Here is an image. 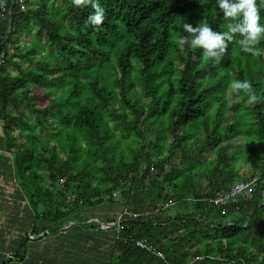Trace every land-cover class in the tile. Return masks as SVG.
<instances>
[{
	"label": "trees",
	"instance_id": "16d2710c",
	"mask_svg": "<svg viewBox=\"0 0 264 264\" xmlns=\"http://www.w3.org/2000/svg\"><path fill=\"white\" fill-rule=\"evenodd\" d=\"M99 2L106 19L93 25L91 2L0 0V178L30 218L1 241L0 264H24L27 242L51 248L66 228L77 244L109 236L107 258L79 245L41 264H264V40L253 55L237 33L217 63L179 43L185 22H236L216 0ZM252 178L249 196L214 203ZM109 206L111 217L96 215ZM141 237L162 257L133 246Z\"/></svg>",
	"mask_w": 264,
	"mask_h": 264
},
{
	"label": "clouds",
	"instance_id": "9594fccd",
	"mask_svg": "<svg viewBox=\"0 0 264 264\" xmlns=\"http://www.w3.org/2000/svg\"><path fill=\"white\" fill-rule=\"evenodd\" d=\"M90 2L95 11L88 19L93 25H101L106 15L99 0H73L77 6ZM216 4L223 16L233 18L236 22H230L227 31H218L208 23L193 26L192 23L185 22L183 28L189 35L181 36L179 43L202 48L205 57L214 58V62L218 63L226 52L228 43L239 33L243 37L239 40L241 50L259 55L261 50L255 46L264 40V23H261L260 4L257 0H216ZM230 87L238 93L242 90L247 95L249 104L254 105L261 101V95L255 91L250 80L234 79L230 82Z\"/></svg>",
	"mask_w": 264,
	"mask_h": 264
},
{
	"label": "rangeland",
	"instance_id": "374dc122",
	"mask_svg": "<svg viewBox=\"0 0 264 264\" xmlns=\"http://www.w3.org/2000/svg\"><path fill=\"white\" fill-rule=\"evenodd\" d=\"M25 34H28V32H26ZM27 35H21L20 36V40L22 41H28L26 38ZM27 116H29V112H27L26 114ZM243 155V152L240 151L239 153V157ZM237 166H240V161H237L236 163ZM235 165V166H236ZM244 169H247V165H245L243 168ZM7 181H5V176L0 178V213H1V217H0V221L1 223H11V219L12 218V212L11 211L12 209L14 208H20L23 212V208L22 205H24L25 201L24 200H20V202L16 199V201L18 202L17 203H14L13 202V199H12V196H14V191H13V187L15 186V184L13 183V181L6 177ZM4 180V182H3ZM17 185V184H16ZM16 187V186H15ZM164 191H168V188L167 186L164 188ZM133 198V196H132ZM135 201V203L137 202V199L134 198L133 199V202ZM131 202L130 205H133L134 203ZM108 209H110L109 211L105 210V211H102V210H99V211H96V215L97 216H100V217H103V218H108V217H111L112 214H114V209L113 207L109 206ZM174 212V208H170V211L168 213H172ZM82 213V212H81ZM84 213L88 216L89 213L87 211H84ZM10 219V221H9ZM63 232H65L63 235H57L56 237H54L55 239H52V243H51V248H50V245H48L50 242L49 241H46V242H43L44 240L42 239L40 242L42 245H40L38 248L41 249L39 252H35V251H30V243L27 242L26 244V256H25V262L24 264H31L32 262L34 264H41L40 261L42 259L43 256H46V254H43L44 252L46 253V251H50L51 249V253L54 252V250H57V249H60V252L62 253L63 251H65L66 249H74L75 246H79V249H83V252L86 254H90V255H94V256H102L103 258H107L108 256V249H109V236L106 238H98V240L96 241H91L89 240L86 244H77L80 242V240L77 238L74 237L75 235V231H73L72 229H65ZM16 233V232H15ZM31 237V236H30ZM50 237V236H48ZM65 239L64 242L62 241V239ZM47 245L46 249L44 250V247ZM53 245V246H52ZM83 246V247H82ZM49 247V248H48ZM58 247V248H57ZM33 249H37L35 247H32ZM38 249V250H39ZM58 255V253H57ZM75 254H71V258L74 257ZM87 255V254H86ZM60 259L58 257H53V258H57V261H55L54 264H64L63 260V256H59ZM66 258V257H65ZM7 259V257L5 258ZM59 259V260H58ZM79 260H84L83 258H80ZM61 261V262H60ZM66 261H67V258H66ZM82 262V261H81ZM9 264H19V263H16L14 261L10 262ZM72 264V262H71ZM85 264V262H84Z\"/></svg>",
	"mask_w": 264,
	"mask_h": 264
},
{
	"label": "built area",
	"instance_id": "2783aa9c",
	"mask_svg": "<svg viewBox=\"0 0 264 264\" xmlns=\"http://www.w3.org/2000/svg\"><path fill=\"white\" fill-rule=\"evenodd\" d=\"M254 186H255V178H252L251 180H248L247 182L241 181L239 183L232 185V187L230 188V190L228 192H225L223 194H219L213 201H214V203H224L227 200H229L230 198L235 199V197L237 195L249 196L251 189ZM152 212L145 211V212H143V214H139V213L132 212L131 210H128L125 208L122 211V214H125L126 216H130V217H137L138 215H144V216L149 215ZM120 218H121V215L118 216L117 222H116L118 229H120V225H119V222L121 221ZM124 240L126 241L127 238L126 239L124 238ZM130 241L133 244V246H135L137 248H141V249L146 250V251H150V252L156 254L157 256L162 257V254L159 251H157V249L153 245L152 241H150L149 239H146L143 237H141V238H130Z\"/></svg>",
	"mask_w": 264,
	"mask_h": 264
},
{
	"label": "crops",
	"instance_id": "0c3cea01",
	"mask_svg": "<svg viewBox=\"0 0 264 264\" xmlns=\"http://www.w3.org/2000/svg\"><path fill=\"white\" fill-rule=\"evenodd\" d=\"M0 152L8 156L7 153L3 151H0ZM0 162L3 163L4 160H0ZM11 211H13L11 214L12 218H10L11 223H1L0 221V245L2 243L1 242L2 240L5 241L4 245H6V243H8L9 245L10 241L15 239V234H16L15 232L20 231V230H27L29 227V225L26 223L30 221V218L27 213H26L27 218L25 217V213H24L25 211L22 212V210L19 208H14ZM0 217H1V213H0ZM43 242H46V241H43Z\"/></svg>",
	"mask_w": 264,
	"mask_h": 264
}]
</instances>
